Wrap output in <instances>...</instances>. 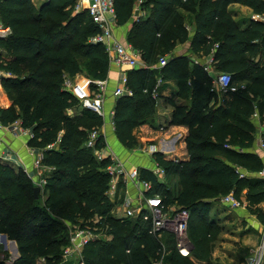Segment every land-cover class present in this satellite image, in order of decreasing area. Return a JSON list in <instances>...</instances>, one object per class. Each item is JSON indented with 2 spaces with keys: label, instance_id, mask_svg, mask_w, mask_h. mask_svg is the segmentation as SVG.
<instances>
[{
  "label": "trees",
  "instance_id": "1",
  "mask_svg": "<svg viewBox=\"0 0 264 264\" xmlns=\"http://www.w3.org/2000/svg\"><path fill=\"white\" fill-rule=\"evenodd\" d=\"M133 1L115 0L117 23L130 19ZM76 3L49 0L37 8L32 0H0V20L11 29L0 37V69L9 73L2 85L12 101L0 119L9 125L21 118L50 168L41 201L26 171L0 159V233L14 239L21 253L12 264H35L42 256L73 264L63 260V252L75 224L108 237L84 247L85 264H154L161 257L163 264L210 263L216 230L212 217L206 218L223 196L245 197L248 211L264 223V179L253 175L263 160L252 149L256 119L264 122V22L252 16L237 19L230 9L241 3L264 14V0H145L150 16L136 21L129 35L148 67L128 71L133 94L116 99L114 133L127 149L137 147L136 127L155 112L158 76L163 83L176 82L174 96L183 101L172 99L171 122L188 128V157L174 160L162 152L154 157L165 176L178 178L179 187L171 191L152 168L140 167L139 174L152 183L149 193H160L166 206L189 210L190 255L179 251L174 234L152 235L150 220L118 217L113 211L106 170L111 159L100 160L94 152L107 144L101 129L96 147L87 145L89 133L102 128L105 119L81 107L63 88L65 76L82 73L104 80L110 71L104 44L90 42L99 29L88 10L75 12ZM178 41L190 43V55H212L217 70L232 74L236 90L215 89V77L202 59L172 54ZM166 53H171L167 63L157 67ZM217 93L221 99L212 104ZM70 109L80 112L72 115Z\"/></svg>",
  "mask_w": 264,
  "mask_h": 264
},
{
  "label": "built area",
  "instance_id": "2",
  "mask_svg": "<svg viewBox=\"0 0 264 264\" xmlns=\"http://www.w3.org/2000/svg\"><path fill=\"white\" fill-rule=\"evenodd\" d=\"M77 9H86L88 10L92 21L97 25L99 31L90 37V42L92 43H102L104 44L110 62H114L121 67L127 65L131 68L142 65L148 67V65L141 59L139 49H136L132 45L118 40L114 35V28L117 23L116 16V5L115 0H79L77 3ZM253 19L264 22V14H255L252 15ZM11 33L9 26H6L3 22L0 21V37H6ZM168 61V58L165 55L161 56L157 67L164 66ZM194 61L198 62V58L194 57ZM206 61V62H205ZM203 61L204 68L209 71L210 63H213V56L209 55L208 58ZM121 80L118 82L116 87L113 90V95L116 98H119L123 95H132L133 90L128 85V75L127 72L122 69ZM0 75H9V73L4 72L0 69ZM91 83L96 85L94 90L91 89V92L86 95H78L73 90V82L70 76H65L63 82L64 90L70 92L72 95L76 96L80 105L83 108H88L98 115L105 118L106 109H105V97H106V81L104 80H91ZM163 79L161 76H158L156 86L153 89V96L156 98L159 96V87L162 85ZM213 86L215 89L223 90H236V86L233 85L232 74L230 72H221L213 79ZM2 109L0 108V115ZM114 109L111 110L112 124L113 122ZM255 116H258L257 113ZM0 128L11 129L16 133L26 134L30 138L34 137L33 132L24 127L21 123H11L9 125L4 124L0 119ZM160 130H165V126L161 125ZM100 137V130L94 129L89 133V138L87 145L95 148L96 142ZM107 146V145H106ZM105 146V147H106ZM259 146V154L263 160V167L255 172L253 175L264 179V136L261 137ZM100 148H95L94 152L102 158ZM147 152H151L148 149ZM43 152L40 150L35 156L34 167L37 170V175L39 179L34 182L36 185H39L44 188L47 177L46 171H49L50 168L45 166L42 163ZM177 160V159H176ZM118 162H112L107 166L112 178L116 180V177L119 174L124 173V171L118 167ZM122 166V163L120 164ZM132 171L128 172L129 174L126 177L134 180L138 188V192L128 196V192L123 193L122 202L125 206L124 216L130 218H142L145 221H151L150 233L154 236L161 237L164 232H170L174 234L176 238V245L179 251L184 255H190L192 250V242L188 236V222L190 217V212L186 208L177 207L176 205L166 206L163 202V198L160 193H149L152 190V183L143 179L139 174V168H133ZM154 173L158 175L159 178L164 176V169L157 163L154 159V166L152 168ZM249 174V172H245ZM32 179V175L27 173ZM226 205L232 209H238L244 206V202L236 198L232 193H229L222 197L221 199ZM96 229V228H95ZM107 237L104 233H96L93 228L88 226L79 227L75 226L70 228L69 234V243L64 248L63 260L68 261L71 258H75L73 264H85L83 250L84 247L92 240L103 239ZM165 243H162L163 251H165ZM264 261V240L256 252L250 257L248 264H263ZM155 264H163V257L158 259Z\"/></svg>",
  "mask_w": 264,
  "mask_h": 264
},
{
  "label": "crops",
  "instance_id": "3",
  "mask_svg": "<svg viewBox=\"0 0 264 264\" xmlns=\"http://www.w3.org/2000/svg\"><path fill=\"white\" fill-rule=\"evenodd\" d=\"M48 1L49 0H32L33 4L37 8H40ZM78 2L79 0H77V3ZM144 2L145 0H134L133 4L131 5L132 9H131L130 19L122 24L116 23L114 28L115 37L122 42H126L132 45L133 47L135 46L129 40V35L132 28L134 27V23L136 21H139L140 19H145L150 16V9L144 5ZM77 3L75 7L76 10H79L77 9ZM230 9L233 11L234 16L237 19H242L243 17H250L253 15V10L249 6L241 3H232L230 5ZM243 13L246 15H243ZM190 26L191 25L189 24L188 29L192 30ZM189 48H190L189 42L178 41L174 50L172 51V54L174 55L184 54L183 52L185 50L188 51V54H190ZM170 54L166 53L167 58L170 57ZM190 57L194 60V57L192 56ZM140 68H147V67H144L142 65H138L137 67L134 68H131L127 65L121 67L120 65L111 62L108 77L105 79L107 89H106V97H105L104 105L107 114L109 110L115 108V103L117 98L113 95V90L118 84V82L121 80V76L123 72L122 69H124V71H126L128 75L129 70L140 69ZM3 76L4 75H0V108L1 109L8 108L12 104L11 99L9 98L7 92L5 91L2 85ZM71 78L73 82V90L75 93H78L79 96L80 94L86 95L91 92V78H89L87 75L78 73L76 76ZM175 91H176V82L174 80L165 81L163 85L159 87V96H157L156 98L154 97L155 105H156L154 114L148 117L146 122L136 127L135 131L137 133L139 145L137 148L131 149L132 151L131 153L134 156L133 157L134 161H136L135 162L136 166H138L139 164L145 165L147 161L149 162V160H151V163L153 165L155 159L154 153L155 152L164 153L162 148L169 149L168 153L171 154L169 156L171 159L179 160V159H186L188 157V152L186 149V142H185V138L188 133V128L185 125L172 124L171 122L172 110H173V105L171 103L172 99L177 102L183 101L182 98L178 96H174ZM220 99H221V94L217 93L216 97L212 99L211 103L216 104L217 103L216 101H219ZM79 110L80 109L78 110L70 109L69 112L71 114H76L79 112ZM256 123H257V128H256L255 142L252 148L253 151L259 150L258 144L260 142L261 137L264 135V122L256 119ZM161 125L165 126V130L159 129ZM101 130L106 137V142H107L106 149L108 150V153L111 151L112 152L115 151V148L117 149V147L112 146L110 142L115 141L119 145L121 144V142L114 133L112 116L109 117V119L105 120ZM148 149H150L151 152H147ZM38 151L39 150L37 149L36 146L31 145V138L28 135L14 133L13 131H11V129L0 128V159L5 163L13 165L16 169L17 168L24 169L26 173L32 175V180L34 182H36L39 179L37 175V170L34 167V159ZM121 156H123V158H126V154H122ZM126 163H129V161H127ZM138 167H145V166L139 165ZM133 194H136V192H134ZM242 199L244 202V206L247 207V201L245 197H243ZM262 205H264V203ZM249 214L251 215L252 218L256 219L255 220L257 224L256 228L259 232H261L263 230L262 228L264 226V223L260 222L254 214H251L250 212ZM253 225L255 226V224ZM2 234L5 233H0V260H4L6 263H10V262L13 263L20 254L18 244L14 239L8 238L7 235H6L7 236L6 240H4ZM251 242L254 244L253 239H251ZM248 261L246 264H248ZM200 263L207 264L206 262L203 261L199 262V264ZM232 264H237V263H234L232 259ZM242 264H245V262H243Z\"/></svg>",
  "mask_w": 264,
  "mask_h": 264
},
{
  "label": "rangeland",
  "instance_id": "4",
  "mask_svg": "<svg viewBox=\"0 0 264 264\" xmlns=\"http://www.w3.org/2000/svg\"><path fill=\"white\" fill-rule=\"evenodd\" d=\"M82 10L83 9L76 10V7H75V12H79ZM243 15H246V14L243 13ZM183 53L188 54V51L185 50ZM190 56L197 57L199 61L201 59L205 61L208 58L209 54L207 55L195 54V55H190ZM208 65L210 68L209 72L214 77L222 72L220 70H217L214 67L213 63H210ZM238 83L241 84L243 83V81H238ZM110 111L111 110L108 111V114L106 113L105 118H104L105 120L111 117ZM16 122L21 123L23 125L21 118L15 120L13 123H16ZM94 129L100 130L101 128L99 127V128H94ZM110 143L112 146L117 147V149L115 148V151L113 152L111 151L108 153V150L106 149V147L100 148L99 150L101 151V155H102L101 159L109 158L111 159V163L119 161V163H116V164H118V167L120 168V170L122 169L124 173L119 174V176L116 177V180H114L112 178V175H110V180H109V184L107 188V194L110 197V199L115 203V206L113 207V211L115 212V214L118 217H124L125 206L122 202L123 193L127 191L128 196H130V194L133 195L134 192H138V188L136 184L134 183V180L131 178L130 179L127 178L125 176L126 173L128 175L129 174L128 172L132 171L131 169L140 168L138 167L139 165L145 166L148 168H153L154 164L152 165L151 160L148 159L149 162L147 161L145 165L139 164L138 166H136V163H135L136 161H134V158H133L134 156L131 153L132 152L131 149H127L126 147L123 146L122 143H121L122 145L120 144L121 146L115 141L110 142ZM162 150L164 151L165 155L168 158H170L169 156L171 154L168 153L169 149L162 148ZM121 153L126 154V158H123V156H121L122 155ZM95 155L97 156L98 159H100L96 153ZM127 158L130 160H128ZM127 161H129V163H126ZM121 163H122V166L120 165ZM107 169L108 168H106V170ZM160 179L161 181L165 183L167 188H169L171 191H175L179 187V180L176 176L168 177L164 175V176H161ZM44 189L45 188L41 187V190H40L41 201H43L47 196ZM52 217L55 218L56 215L53 214ZM209 217L210 218L212 217V219L214 220L212 221L214 222V229L216 230V239L214 241L213 254H212L211 261L210 263H207V262L206 263L207 264H232V259H233L234 263L242 264L243 262H245L246 264L248 259L256 252V250L260 247V245L262 244L264 240V226L262 228L263 230L259 232L256 228V225H257L255 221L256 219L251 217L247 207L242 206L238 209H232L228 205H226L222 200L220 202H217L214 205V207L210 211L209 216H207L206 220L209 219ZM84 219L85 217H80L79 220L84 221ZM253 224H255V226ZM67 225H69L70 227L72 226L70 223ZM75 225L76 227L78 226V224H75ZM164 235H166V232H164ZM250 237L251 239L254 240V244L251 242ZM103 239L106 240L108 239V237L104 236ZM175 241H176V238H175ZM20 255L21 253L19 254L16 260L19 259ZM71 259L72 261L75 260V258H71ZM155 262L156 261H154V264ZM4 263L11 264L12 262L10 263L4 262ZM35 264H56V263L51 262L50 260L47 259V257L45 258L44 256H42L36 260ZM200 264H205V263H200Z\"/></svg>",
  "mask_w": 264,
  "mask_h": 264
},
{
  "label": "water",
  "instance_id": "5",
  "mask_svg": "<svg viewBox=\"0 0 264 264\" xmlns=\"http://www.w3.org/2000/svg\"><path fill=\"white\" fill-rule=\"evenodd\" d=\"M40 190H41V187H40L39 185H36V186L34 187V196H35L36 198L39 197V195H40ZM2 237H3L4 240H6V238H7L6 234H2Z\"/></svg>",
  "mask_w": 264,
  "mask_h": 264
}]
</instances>
